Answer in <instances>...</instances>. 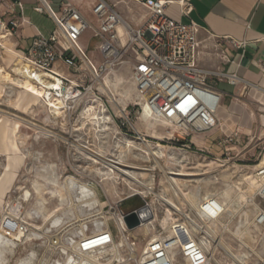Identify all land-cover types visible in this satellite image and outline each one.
Masks as SVG:
<instances>
[{"label": "built area", "instance_id": "obj_1", "mask_svg": "<svg viewBox=\"0 0 264 264\" xmlns=\"http://www.w3.org/2000/svg\"><path fill=\"white\" fill-rule=\"evenodd\" d=\"M50 1L39 0L40 4L34 10L49 15L55 28L49 34L37 30L30 46L21 50L19 56L26 75L32 76L33 81L44 88L41 97L49 111L60 110L59 117L67 119L72 130L93 124L88 123L93 113H101L106 122L110 120L113 112L109 103L113 92L106 79L127 66L131 67V79L139 100L130 109L117 105L115 116L119 119V127L129 125L134 130L132 117L141 119L146 111L153 120L174 126L187 135L217 130L220 128L217 113L222 103L218 84L242 85V91L252 85L238 70L200 64L202 27L193 20L184 22L171 16L168 8L173 2L170 0H93L90 3L92 18L84 15L70 0H61L58 11L53 9ZM178 3L185 15L193 9L190 0H179ZM5 4L10 13L16 14L14 3ZM17 4L23 10V4ZM120 4L131 12V20L120 12ZM23 23L24 18L17 14L8 22L0 17V31L16 34ZM89 31L98 38L96 50L100 60L92 58L81 43ZM226 40L231 47L241 51L240 59L231 58L225 45L217 39L211 42L210 53L225 64L240 67L248 41L230 37ZM58 63H61L60 67ZM260 65L264 72V60ZM240 134L241 131L236 130L222 136L218 144L226 149L228 145H236L240 143ZM170 139L181 140L174 133ZM254 175L258 187L250 200L256 208L253 223L264 226V155ZM140 182L124 185L127 191L115 193L117 199L105 194L100 210L60 225L47 236L41 234L45 243L35 264H80L83 258L94 254L106 255L103 264H215V256L199 243L192 227L197 223L189 213L183 211L181 205L178 210L170 207L153 189L143 192ZM131 199L139 201L140 205L133 203L129 209L130 206L124 207L123 204ZM169 209H173L174 219L167 230L160 225L159 219ZM132 211L142 221L137 228L159 221L157 233L141 249L139 237L132 234L137 228L131 230L125 222L126 215ZM228 213L227 203L214 194L204 197L197 211L201 218L217 223L226 221L229 226L233 217L226 220ZM80 223L84 224L83 229ZM0 228L17 246L26 242L31 231L25 217L9 213L0 219Z\"/></svg>", "mask_w": 264, "mask_h": 264}, {"label": "rangeland", "instance_id": "obj_2", "mask_svg": "<svg viewBox=\"0 0 264 264\" xmlns=\"http://www.w3.org/2000/svg\"><path fill=\"white\" fill-rule=\"evenodd\" d=\"M92 1L81 0L85 7H89L88 2ZM5 2H9V4H13V2L0 0L1 20L8 22L16 14L8 11ZM50 2L53 9L58 11L61 0H51ZM24 4L26 7L24 16L29 23L24 29L25 38L31 36L35 26L47 32L55 28L56 25L49 15L34 10V7L40 4L39 0H24ZM118 9L123 15L126 14L125 5H118ZM86 35L85 44L93 58V55H97L95 47L98 38L91 36L90 31ZM19 39V32L8 35L5 31H0V68L9 72L13 77L16 74L15 66H22L19 54L24 49L21 48ZM131 74V67L127 66L121 71L109 75L106 79L113 92L111 93L113 100L111 99L109 103V109L113 112L110 120L108 122L101 121L100 127L88 124L84 129L77 131L72 130L68 120L62 116L55 119L41 96H34L25 89L0 79V207L4 208L9 203H20L24 207L25 216L31 222L41 224L40 218L30 219L28 217V213L39 200L35 193V185L41 183L45 191L54 189L67 194L62 185L67 177L75 176L94 188L99 202L89 210L80 207L73 209L74 215H65L63 223L60 224L63 225L75 219V214H80V217H83L100 210V204L106 197L105 194L117 199L116 194L127 191L124 185H128L126 182L132 185V179L120 176L119 171L116 170L115 175L120 177L119 180L114 178L103 180L98 168L105 170L104 161L100 158L97 159V163L91 160L87 153L76 147V144H81L96 151L102 150L103 156L113 159L122 154L126 163L148 168L147 171L137 170L140 172L137 177H141L144 183L164 198L163 200L174 201L178 206L181 205L183 211L189 213L191 218L200 227L202 226V229L195 230L199 241L207 238L211 240L214 248L215 240L220 237L224 245L234 253L246 252L248 254L245 264H264V226L253 223L256 213L254 205L249 204L242 207L245 200L242 198L240 204L236 206L239 209L236 217L228 214L226 219L233 217L230 227L234 231L240 225H242V229H245L247 225L250 226L243 236L248 245L245 246L235 234L223 230L221 224L199 217L198 206L193 202L201 201L203 195L208 192L229 201L231 196L239 192L238 189L229 188V184L241 181L244 175L255 176V169L264 155V125L260 124L252 132L241 133L240 143L228 145L227 149L218 144V134L215 130L202 135H187L174 126L155 121L152 118L150 121H145V114L141 119L132 117L136 130L129 125L119 127V119L115 116L118 113L117 105L119 107L129 106L130 109L133 103L139 100ZM222 84L219 83V86ZM34 100L38 101V104L32 103ZM88 123H93L90 116ZM80 125L81 123H78V126ZM172 133L180 137L181 140L179 142L172 141L170 139ZM203 138L206 140V144L202 143ZM128 140L133 141L132 146L127 145ZM256 142L258 143L255 145ZM152 152H157L159 157L153 155ZM159 165H162L163 169ZM179 168L189 170V172L204 173L196 177L178 178L182 188L186 192H190L187 196L175 195L169 187L166 171ZM123 178H126L127 181H122ZM48 179H54L57 184L49 183ZM242 187L247 189V195H252L256 189V185L251 187L247 182L242 184ZM27 189L32 192L30 200H26L24 195ZM141 190L148 191L144 186L141 187ZM45 197L46 207L49 210L57 206V198L51 197L49 193L45 194ZM132 203L134 206L140 205L139 201L131 199L123 206L127 208ZM170 210L173 211V209ZM162 219H159L160 225ZM159 221L132 231L133 235L139 237L138 247L140 249L150 237L157 233L156 229L160 227ZM223 222L226 223V221ZM207 225L214 230L212 237H207V234L203 232L208 229ZM59 226L49 227L47 225L37 235L29 236L31 239L28 238L23 245L17 246L15 255H7L8 262L6 264H17L18 258H23L32 251L35 252L32 264H35L45 243L41 234H50ZM48 228L50 231L46 232ZM209 251L214 253L212 250ZM214 256L215 264H235L234 260L220 246H217Z\"/></svg>", "mask_w": 264, "mask_h": 264}, {"label": "crops", "instance_id": "obj_3", "mask_svg": "<svg viewBox=\"0 0 264 264\" xmlns=\"http://www.w3.org/2000/svg\"><path fill=\"white\" fill-rule=\"evenodd\" d=\"M10 1L16 5V14L24 18V23L19 29V42L21 48L26 50L37 30L44 34L49 32L35 26L31 36L25 38L24 29L29 23L24 16L26 10L24 0ZM70 1L80 8L84 15L92 18L90 2H88L89 7H85L81 0ZM170 1L173 2L168 8V13L171 16L184 22L193 20L202 27L199 34L203 43L199 57L200 64L204 67L220 66L225 69L238 70L246 80L252 83L244 91H242V85L233 86L223 82L222 86L218 84L217 87L222 93V103L217 113L220 120V128L215 130L218 134L217 140L222 136L231 135L236 130L246 134L252 132L260 124L264 125V72L260 65V61L264 60V0H190L193 9L188 15L180 11L179 0ZM18 2L23 4V10L17 4ZM138 10L143 12L140 7ZM125 12L124 16L131 20V12L128 10ZM86 34L82 37L81 43L90 54V50L85 44ZM90 34L93 36L91 32ZM228 37L248 41L246 55L241 60L240 67L237 64H225L210 53V44L214 39H217L225 45L231 58L240 59L239 53L241 51L234 49L227 43L226 38ZM93 58L101 59L98 51L97 55H93ZM60 66L61 63H58V67ZM62 69L65 68L62 67ZM202 143L206 144L204 138Z\"/></svg>", "mask_w": 264, "mask_h": 264}, {"label": "bare ground", "instance_id": "obj_4", "mask_svg": "<svg viewBox=\"0 0 264 264\" xmlns=\"http://www.w3.org/2000/svg\"><path fill=\"white\" fill-rule=\"evenodd\" d=\"M14 70H15L16 74L18 75L17 77H16V74H15V77H13L9 72H6L3 68H0V79L4 82L15 84V85H17V87L25 89V91L32 93L34 96L40 97L44 94V88L37 85L33 81L34 78H32V76H27L26 72L24 71L22 66H15ZM38 78L40 80H42L41 77H38ZM32 103L38 104V101L36 102L34 100ZM60 113H61L60 110H54L51 114L55 119H57L59 117ZM148 114H149V112L146 111L145 116H144L145 121L151 120V118L149 117ZM101 116H102L101 113H93L92 122L94 125H98L99 127L101 126V124H100L101 121L105 120V117L101 118ZM132 143H133L132 140L127 141L128 146H132L133 145ZM76 147L80 151L87 153V155L90 156V159L95 161L96 163L98 162L97 159H99V158L104 161L105 170L103 168H98L99 174L101 175L103 180L113 179V178L119 180L120 177L115 175V171L118 170L120 176L123 175V176L127 177L128 179H132L133 182L141 181L140 184L142 186H144V188H146L148 190L152 189L148 184L144 183L143 180H141L142 179L141 177H137V174L140 173L137 170L147 171V170H149L148 168H146L144 166H138V165L126 163V161L123 159L122 154L118 155L116 158L113 159L110 157L103 156L104 154H103L102 150L96 151L89 146H84L81 144H76ZM152 154L159 157L157 152H152ZM159 166L163 169L162 165H159ZM166 173L168 174L167 180H168L170 189L173 190L175 195H183V196L189 195L190 192L189 191L186 192V190L182 188V185L178 181V178L179 177H196V176H200V175L204 174V173H200V172H191V171L189 172V170L186 171L182 168L173 169V170L171 169L170 171H166ZM253 177H254V179H253ZM122 181L126 182L127 180H126V178H123ZM191 181H194V180H191ZM48 182L52 183V184H57V182H55L54 179H48ZM245 182H247L251 187H253L255 185H256V188L258 187L257 179L255 178V176H252L250 174L244 175L242 180L235 183V184H229V188H235V189H238V191H239L234 196H231L229 201L224 200L227 203V207H228V211H229L228 214H231L234 217H236V213L237 214L239 213V209H237L236 206L240 204L242 198L245 199L243 204H242V207H246L247 205L251 204L250 200L252 199L253 194L247 195V193H246L247 189H244L242 187V184H244ZM126 183L129 184V182H126ZM62 187H63V189H65L67 194H63L60 191L54 190V189L45 191L43 189V185L41 183H37L35 185V193H37L39 200L37 201L36 206L34 208H32V210L28 213V217L30 219H33L35 217L40 218L42 221L41 224L35 223L33 221L31 222L25 216V214H24L25 212L23 211L24 207L20 203H9V204L5 205L4 208L0 207L1 218L5 214H8V213L11 215H19V216L25 217L31 225V231L27 236V239H28L29 236L31 237L32 235H37L39 231L44 230V228L47 225H49V227L59 226L61 223H63V221L65 219V215H69V216L74 215L73 209H78L80 207L81 209L86 208L87 210H89V209H92L95 206V204H97L99 202L97 192L94 190V188L91 185H89L88 183L80 181V179H77L75 176L67 177L66 181L62 185ZM137 190H139V189H137ZM143 192H144V190H143ZM48 193L51 194V197L57 198V200H58L57 206H55L51 210H49L46 207L47 201H46L45 194L47 195ZM24 195H25L26 200H30L32 197L31 190L27 189L24 192ZM211 195H213V193L208 192V193L204 194L203 196L209 197ZM160 198L162 200L164 199L162 197H160ZM168 202H169L171 207H174L177 210L181 209L180 208L181 206H178L174 201H171V202L167 201V203ZM193 202L196 206H198L197 209H200V201L199 202L193 201ZM253 202L255 203V201H253ZM171 204H173V205H171ZM19 210H20V212H19ZM2 211H3V213H2ZM165 215H164L165 217L163 216L161 225L168 230L170 221L173 220L174 217H173L170 209L168 210L167 214H165ZM75 216H76V218H81L80 214H75ZM213 222H215V221H213ZM219 224H221V226L223 227V230L228 229L227 231L235 234L238 238H240V240L243 242V244L245 246H248L245 243L243 236L246 233V231L249 229V227H250L249 225H247L245 229H242V225H240L234 231L230 227L231 224L229 226H227V223H225L223 221H221ZM80 227L83 229L84 224L80 223ZM192 227H193L194 231L196 229H202V226L200 227V225L195 224V223L192 224ZM207 227H208V229L204 232L207 234V237L208 236L212 237L214 230L209 225H207ZM224 228H226V229H224ZM49 231H50V228H48L46 230V232H49ZM74 233H76V230H74ZM170 233H172V232H170ZM47 235L48 234H45V236H47ZM29 239H31V238H29ZM215 242H216V244H215L214 248L212 246L213 244H212L211 240H209L207 238L200 240L199 243L207 251H209V250L214 251L213 254L211 253L213 256L215 255V251L217 249V246H220L234 260L235 264H245L246 258H248V254L246 252H242L240 254L234 253L229 247L224 245V243L222 242V238H220V237H218L215 240ZM16 248H17L16 243L13 242L10 238L5 237V235L3 234V230L0 228V264H6L8 262V256L7 255H9V254L15 255L16 254ZM34 255H35V252L32 251L31 253L27 254L25 257L18 258L17 264H32L34 261V260H32L34 258ZM105 260H106V255L94 254V255H89V256L83 258V260L81 261L80 264H103V261H105ZM215 262H216V260H215Z\"/></svg>", "mask_w": 264, "mask_h": 264}, {"label": "water", "instance_id": "obj_5", "mask_svg": "<svg viewBox=\"0 0 264 264\" xmlns=\"http://www.w3.org/2000/svg\"><path fill=\"white\" fill-rule=\"evenodd\" d=\"M125 222H126L128 228L133 230V229L139 227L141 225L142 221H141L139 215L136 212L132 211L126 215Z\"/></svg>", "mask_w": 264, "mask_h": 264}]
</instances>
